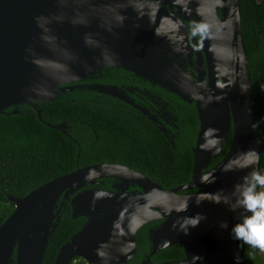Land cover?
<instances>
[{
    "label": "water",
    "instance_id": "1",
    "mask_svg": "<svg viewBox=\"0 0 264 264\" xmlns=\"http://www.w3.org/2000/svg\"><path fill=\"white\" fill-rule=\"evenodd\" d=\"M153 1L171 7L190 6L208 66L207 92L201 72L198 95L194 98L200 128L193 151L192 180L165 191L140 178L146 196L145 209L141 205L139 210L127 201L120 203L114 196L96 192L74 197L70 202L73 218L93 208L123 209L124 203H129L128 211L116 216L106 211L109 215L88 220L60 246L53 264H69L75 257L98 264L128 260L135 251L137 228L152 218L149 207L159 209L160 202L167 207L164 213H173L175 218L160 230L163 238L153 240V252L181 244L186 258L176 264H236L238 241L230 233L240 221L242 210L233 213L223 204L207 201L197 206L195 198L220 189L231 192L251 169L223 173L224 164L250 148L260 154L264 146L257 127H252L256 117L238 0ZM164 16V12L145 0H0V114L11 107L15 114L17 106L28 105L40 119L36 104L54 101L62 92L73 90L66 85L81 82L104 67L116 66L138 73L139 62L153 58L159 70V84L164 86L166 80L171 87L161 59L150 51L153 46L167 47L162 42L167 41L165 31L173 22ZM86 37L93 43L87 44ZM100 92L106 93L104 89ZM46 125L64 133L63 123ZM209 129L218 132L206 135ZM231 131L226 154L211 170L201 174L219 156ZM218 137L222 140L216 151L209 141ZM108 170L106 165L84 167L52 179L22 198L9 196L14 211L0 226V264H42L69 195L96 178L107 176ZM212 172L216 183L201 182ZM197 186L201 190L196 194L175 193ZM185 202L188 207L182 211ZM197 214L206 219L189 229L187 235L179 231L178 225L173 228L178 219ZM221 222H226L228 228H220ZM240 264H247L246 260L240 259Z\"/></svg>",
    "mask_w": 264,
    "mask_h": 264
},
{
    "label": "flooded vegetation",
    "instance_id": "2",
    "mask_svg": "<svg viewBox=\"0 0 264 264\" xmlns=\"http://www.w3.org/2000/svg\"><path fill=\"white\" fill-rule=\"evenodd\" d=\"M145 1L152 3L158 11L164 12L167 20L173 22L165 31L167 41L162 42L167 47L150 48L153 56L161 59L167 80L172 86L166 85V80L164 86L159 84V70L153 58L146 63L139 62L141 67L138 73L116 66L101 68L81 82L66 85L73 90L61 93L64 99L71 98L69 102L82 108L85 115L93 120V126L79 120L78 124L86 125L89 132L81 126L75 129V136L69 134L72 130L70 124L62 122L65 124L64 133L77 150V167L73 171L89 166L109 167L107 176L79 187L65 202L61 216L68 205L71 219L82 221L75 233L91 218L109 215L106 211L114 212L115 216L123 210L128 211L129 203L135 205L136 210L141 205L145 209L146 193L142 185L144 181H140V178L165 191L175 190L192 180L193 151L200 128L194 98L198 95L197 83L201 72L204 73L206 85L204 91L207 92L208 86V66L202 41L195 29L190 6L171 7L153 0ZM161 37L164 38V32H161ZM100 89L106 93L100 92ZM231 138L232 131L219 156L203 168L201 174L211 170L223 158ZM83 151L86 152L85 158H80ZM186 158L190 159L189 167L182 164L184 161L187 163ZM178 160L181 166L176 164ZM200 190L201 187L197 186L175 193L187 196ZM85 192L114 196L120 203H129H124L123 209L93 208L89 213L73 218L70 202ZM63 196L59 198V204ZM149 210L153 213L150 214L152 218L136 230L133 255L116 264H176L185 260L186 254L181 244L153 252V240L163 238L160 230L175 215L164 213L167 207L161 202L159 209L153 205ZM69 264L98 263H88L75 257Z\"/></svg>",
    "mask_w": 264,
    "mask_h": 264
},
{
    "label": "trees",
    "instance_id": "3",
    "mask_svg": "<svg viewBox=\"0 0 264 264\" xmlns=\"http://www.w3.org/2000/svg\"><path fill=\"white\" fill-rule=\"evenodd\" d=\"M242 37L248 59L251 81V95L259 138L264 141V0H238ZM64 99L60 94L54 101L40 102L36 109L28 105L13 107L0 114V226L14 211V204L8 197L22 198L46 182L63 176L76 169V147L68 136L48 127L62 122L70 124L69 134L75 136L77 128L87 132L86 125L78 121H87L93 126V120L85 111ZM83 112H81V111ZM92 116V115H91ZM76 127V128H75ZM227 145L223 149V154ZM82 152L80 158H85ZM182 164L190 166L186 158ZM177 165L181 166L180 160ZM260 169L264 171V146L260 148ZM81 220L71 219L70 209L66 206L59 223L52 233L45 250L42 264H53L61 245L79 230ZM236 250L239 258L247 264H264V254L257 252L250 258L247 246Z\"/></svg>",
    "mask_w": 264,
    "mask_h": 264
},
{
    "label": "clouds",
    "instance_id": "4",
    "mask_svg": "<svg viewBox=\"0 0 264 264\" xmlns=\"http://www.w3.org/2000/svg\"><path fill=\"white\" fill-rule=\"evenodd\" d=\"M196 34L195 32L193 33ZM86 43L92 44L93 41L86 37ZM107 59V57H105ZM259 126V122L252 124L253 129ZM218 132L215 129H209L206 135ZM222 138L209 141V143L219 151L217 147L221 143ZM208 147V145H204ZM251 169L241 178V182L235 184L231 192H225L223 189L217 190L215 193H201L195 198V203L199 206L202 202L207 201L216 205L227 206L230 212L236 213L240 211V221L236 223L230 235L233 239L240 241V247L247 246L250 251L247 255L255 258L257 252L264 254V171L260 169V154L255 149H248L238 153L233 159L224 164L221 171L223 173L239 172ZM201 182L206 184L216 183L215 173H209L201 178ZM187 202L180 210L186 211ZM206 217L197 214L194 217H183L178 219L173 228L179 226V231L185 235L189 233V229L196 228ZM220 228L227 229L226 222L220 223ZM236 264H240V258L236 257Z\"/></svg>",
    "mask_w": 264,
    "mask_h": 264
},
{
    "label": "rangeland",
    "instance_id": "5",
    "mask_svg": "<svg viewBox=\"0 0 264 264\" xmlns=\"http://www.w3.org/2000/svg\"><path fill=\"white\" fill-rule=\"evenodd\" d=\"M235 256H236V257H239V251H238V249H237L236 252H235ZM263 262H264V258H263Z\"/></svg>",
    "mask_w": 264,
    "mask_h": 264
}]
</instances>
